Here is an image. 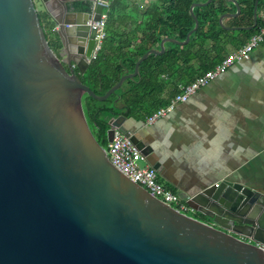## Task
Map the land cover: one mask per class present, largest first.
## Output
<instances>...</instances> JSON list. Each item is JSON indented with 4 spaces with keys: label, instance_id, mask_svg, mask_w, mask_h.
<instances>
[{
    "label": "water",
    "instance_id": "95a60500",
    "mask_svg": "<svg viewBox=\"0 0 264 264\" xmlns=\"http://www.w3.org/2000/svg\"><path fill=\"white\" fill-rule=\"evenodd\" d=\"M210 1L191 5L184 40L164 37L96 94L80 75L91 63L100 0H0V264H264L263 190L224 177L189 195L194 215L178 212L112 164L83 107L84 93L107 99L166 42L187 43L198 27L193 8ZM227 1L236 11L220 15L221 25L240 12ZM38 4L55 24L57 51ZM126 119L111 113L108 142L118 131L156 169L151 146Z\"/></svg>",
    "mask_w": 264,
    "mask_h": 264
},
{
    "label": "crops",
    "instance_id": "0c3cea01",
    "mask_svg": "<svg viewBox=\"0 0 264 264\" xmlns=\"http://www.w3.org/2000/svg\"><path fill=\"white\" fill-rule=\"evenodd\" d=\"M153 3L154 0H135L141 11ZM38 10L46 13L40 6ZM257 14L261 12L256 5V17ZM232 17L235 16L224 17L220 24L230 37L237 36L235 31L239 29L230 28L238 27L230 25ZM169 43H165V50ZM236 48L228 42L216 63ZM182 84L186 83L160 74L150 91L151 105L140 107L133 115H127L126 109L119 112L127 117L124 124L151 146L149 160L157 165L159 180L181 195H191L224 177L264 191V37L249 58L235 61L170 113L147 123V111L165 105ZM118 106L122 108L123 104L118 101Z\"/></svg>",
    "mask_w": 264,
    "mask_h": 264
},
{
    "label": "trees",
    "instance_id": "16d2710c",
    "mask_svg": "<svg viewBox=\"0 0 264 264\" xmlns=\"http://www.w3.org/2000/svg\"><path fill=\"white\" fill-rule=\"evenodd\" d=\"M108 1L105 31L96 59L92 60L80 78L96 94H103L121 75L131 72L135 62L152 47H158L164 37L173 36L184 40L193 27L194 19L190 13L191 5L206 0H154L145 10H139L135 0ZM240 12L230 19L232 26H250L253 24L254 0H238ZM90 10V4L81 7ZM256 24L250 29L239 28L237 36L230 37L229 31L219 23L222 13L233 12L235 6L226 0H211L205 5L193 8L198 19V27L185 44L169 43L162 54H151L140 63L139 74L125 79L122 85L107 99L99 101L84 93L83 107L86 118L98 142L107 148V119L126 109L127 115L135 114L137 109L151 105V89L160 74H167L176 82L188 83L197 75L204 73L219 61L224 45L232 42L236 47L264 25V1L258 0ZM141 16V17H139ZM41 24L45 30L50 47L57 51L60 41L54 31L55 24L46 13H40ZM208 44V45H206ZM191 61H205L201 65H189ZM163 89V86H161ZM176 92V89H175ZM118 101L123 104L119 108ZM159 107V106H158ZM157 108V107H156ZM155 108V109H156ZM152 111H147V115ZM204 219L203 215L197 214Z\"/></svg>",
    "mask_w": 264,
    "mask_h": 264
},
{
    "label": "built area",
    "instance_id": "2783aa9c",
    "mask_svg": "<svg viewBox=\"0 0 264 264\" xmlns=\"http://www.w3.org/2000/svg\"><path fill=\"white\" fill-rule=\"evenodd\" d=\"M99 3L103 7V11L100 13L99 19L92 22L95 28V45L89 56V61L96 59L102 41L107 36L105 25L107 20L106 8L109 6V2L100 0ZM263 37L264 25L261 26L256 33L251 35L245 44L234 49L220 62L216 63L213 68L196 76L190 82L180 85L179 91L175 93L165 105L157 107L146 116V122L153 123L158 118L170 113L178 103L186 101L190 95L208 84L218 74L226 71L235 61L249 58L250 53L263 40ZM106 153L112 164L125 176L130 178L133 182L143 186L162 202L183 214H195L194 208L188 204L190 198L188 194L181 195L167 187L159 180L156 169L147 164H139V161L142 160V155L128 137L115 131L112 140L107 144ZM188 211L192 214H189Z\"/></svg>",
    "mask_w": 264,
    "mask_h": 264
},
{
    "label": "rangeland",
    "instance_id": "374dc122",
    "mask_svg": "<svg viewBox=\"0 0 264 264\" xmlns=\"http://www.w3.org/2000/svg\"><path fill=\"white\" fill-rule=\"evenodd\" d=\"M37 7L39 8V4L37 5ZM84 111H85V108H84ZM85 113H86V112H85ZM139 164L142 165V162L139 161ZM188 213H189V214H192V213H190V211H188Z\"/></svg>",
    "mask_w": 264,
    "mask_h": 264
},
{
    "label": "flooded vegetation",
    "instance_id": "af4514ba",
    "mask_svg": "<svg viewBox=\"0 0 264 264\" xmlns=\"http://www.w3.org/2000/svg\"><path fill=\"white\" fill-rule=\"evenodd\" d=\"M90 125V124H89ZM91 127V126H90ZM91 130H92V128H91ZM93 132V131H92Z\"/></svg>",
    "mask_w": 264,
    "mask_h": 264
}]
</instances>
